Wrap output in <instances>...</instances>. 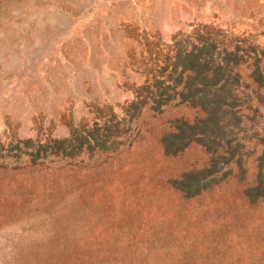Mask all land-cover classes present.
I'll return each mask as SVG.
<instances>
[{
  "label": "rangeland",
  "instance_id": "rangeland-1",
  "mask_svg": "<svg viewBox=\"0 0 264 264\" xmlns=\"http://www.w3.org/2000/svg\"><path fill=\"white\" fill-rule=\"evenodd\" d=\"M200 25L264 46V0H0V143L22 152L0 159V264H264L263 108L180 148L194 110L127 112ZM123 119V144L93 149Z\"/></svg>",
  "mask_w": 264,
  "mask_h": 264
},
{
  "label": "trees",
  "instance_id": "trees-1",
  "mask_svg": "<svg viewBox=\"0 0 264 264\" xmlns=\"http://www.w3.org/2000/svg\"><path fill=\"white\" fill-rule=\"evenodd\" d=\"M154 61V67L147 72L149 78L136 89V99L127 112L194 110L195 119H182L175 127L179 148L200 141L207 146L225 133V117L240 116L252 107L264 110V46L252 36H234L219 28L200 25L190 34L173 37ZM113 128L111 132L105 127H95L92 137H85L94 143L93 149L97 151L114 149L123 144L120 138L125 131L124 119ZM74 140L82 143L80 137ZM67 142L63 139L55 141L52 147L39 144L34 148L26 140L24 155L38 159L41 154H72L73 144ZM14 150L15 154H11ZM21 153L18 147L6 148L0 143V159L16 158ZM219 173L221 170H209L208 175Z\"/></svg>",
  "mask_w": 264,
  "mask_h": 264
}]
</instances>
